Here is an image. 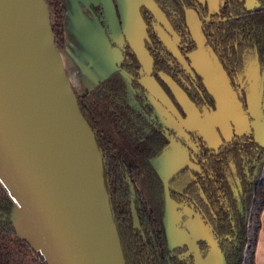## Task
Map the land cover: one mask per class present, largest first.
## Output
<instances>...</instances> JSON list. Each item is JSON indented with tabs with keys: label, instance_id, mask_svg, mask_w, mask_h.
Segmentation results:
<instances>
[{
	"label": "water",
	"instance_id": "1",
	"mask_svg": "<svg viewBox=\"0 0 264 264\" xmlns=\"http://www.w3.org/2000/svg\"><path fill=\"white\" fill-rule=\"evenodd\" d=\"M220 3L208 0L211 13L219 11ZM98 4L112 38L123 46L114 0ZM91 13L112 50L113 72L117 54L92 9ZM68 14L67 7V45L59 51L46 0H0V183L12 201L10 220L17 236L42 264H126L106 187L104 155L78 101L107 78L95 81L91 90L77 93L74 89L64 60L70 50ZM156 29L186 65L170 37L160 26ZM253 61L256 65L250 62L247 69L254 80L247 103L256 119V141L264 143L258 56ZM145 85L156 95L149 83ZM240 104L236 114H230L224 104L220 121L246 115ZM155 105L167 124L184 134L166 108ZM133 213L138 226L134 207ZM190 230L195 240L203 239L210 247L203 264H227L209 227L201 224Z\"/></svg>",
	"mask_w": 264,
	"mask_h": 264
},
{
	"label": "flooded vegetation",
	"instance_id": "2",
	"mask_svg": "<svg viewBox=\"0 0 264 264\" xmlns=\"http://www.w3.org/2000/svg\"><path fill=\"white\" fill-rule=\"evenodd\" d=\"M98 1L91 6V9L97 20L99 19L98 22L100 21L99 24L106 38L117 54L116 69L108 77L117 69H121L126 71L133 81L130 106L136 116L133 114L131 118L134 122L131 129L134 133L142 130L143 134H139L140 140L146 142L147 145L154 136H161L164 142L161 153L149 158L150 160L148 159L152 174H154V185L150 190L141 189L135 179L132 182V177L128 176L126 179V183L131 186L129 208L134 229L133 236L139 245L142 259L147 260V264H196V260L202 262L210 247L203 239L195 240L191 236L190 227H200L203 224L210 228L215 237L213 228L221 234V226L233 227L241 221L240 217L245 216L248 209L247 188L252 184L256 173L260 172L264 162V148L257 145L260 144L264 147V143L256 141V130L253 126L256 119L250 116L247 103L250 85L254 83V80L251 81V76L247 74V67L244 69L243 66L238 67L236 64L231 66L227 62H231V60L224 57L220 46L213 41V33L204 27L205 24L221 20V15L230 0H221L219 11L213 13L210 11L208 0H193L191 6L183 7V22L179 17L172 18V21L169 22L159 9L162 16L157 15L149 8L153 12L150 21L154 22L149 50L146 48L147 45L145 46L147 29L142 18L145 36L141 41L142 47L138 46L140 50H137L125 30L118 2L114 0L124 37L123 46H119L112 38L103 7L98 4ZM253 1L254 4L251 8L258 6L257 2ZM165 8L171 11L170 5L166 4ZM189 9H194L200 19L202 43L197 40L189 26L187 16ZM157 26H160L161 30L170 37L186 65L162 41L159 30L156 29ZM187 34L192 38L194 44L187 39ZM207 49H210L215 56L239 100L244 102V111L249 125L237 129L232 121V129H227V133L225 136L222 135V141L218 145L216 144L217 146L210 143L214 139L208 131L210 127H215L220 132V120L206 125L200 124V126L185 125L188 112L179 98L180 93L192 104L198 112L199 118L219 112L217 97L211 90L207 77L208 62L205 57L207 56L210 60ZM141 55H144V59ZM217 55L222 57L227 74ZM250 62L251 66L256 65L253 60ZM258 64L260 76L257 83L262 89V135H264V89L262 86L264 78L259 59ZM145 82L152 86L156 95L153 96ZM186 92L199 107L188 99ZM212 95L214 103L210 99ZM155 103L166 108L174 120L180 124L184 134L180 135L178 131L173 130L167 124V118H163L159 114ZM147 122L151 124L149 127H146ZM237 135H242V137ZM253 137L257 144L252 141ZM172 139L180 141L187 147L190 162L181 166L165 182L156 167V162L167 153ZM124 144L129 145L128 141H124ZM136 146L137 143L132 147L129 145V148L131 150ZM144 195H148L150 198L153 195L154 204L142 205L140 202H136L138 199V201L142 200L147 203ZM168 200L174 203L176 207L174 212L169 210ZM133 207L138 217V226L135 223ZM170 225L184 237L185 241L181 245L170 247ZM215 238L218 241L221 239L220 237Z\"/></svg>",
	"mask_w": 264,
	"mask_h": 264
},
{
	"label": "trees",
	"instance_id": "3",
	"mask_svg": "<svg viewBox=\"0 0 264 264\" xmlns=\"http://www.w3.org/2000/svg\"><path fill=\"white\" fill-rule=\"evenodd\" d=\"M46 2L51 12L56 46L62 51L67 45L64 30L67 0H46ZM153 2L169 22L177 17L183 22V7L193 4V0H153ZM255 2L258 6L251 8L247 0H230L221 15V20L205 24L204 27L213 33V41L220 46L224 57L231 60V62L227 61L231 66L236 64L238 67L248 68L250 61L258 56L264 78V0H255ZM166 4L170 5L171 11L165 8ZM139 11L147 29L145 46L147 45L146 48L149 50L151 34H153L154 22L150 21L153 12L144 5ZM173 30L177 32L174 28ZM187 39L194 44L188 34ZM217 56L225 70L222 57ZM117 70L110 77L99 82L92 91L79 96L78 101L104 155L106 187L120 233L126 264H147L148 261L142 259L139 245L133 236L134 229L129 208L131 186L126 183V179L128 176L132 177V182L135 179L141 189L150 190L154 185V174L149 160L161 153L164 142L161 136H154L147 145L140 140L139 134H143V131L134 133L131 129L134 123L131 118L133 114L136 116L130 106L133 81L126 71ZM262 86L264 89V82ZM187 97L199 107L188 94ZM210 97L214 103L213 95ZM241 103L244 105V102ZM147 123L146 127H149L151 124ZM237 136L242 137V135ZM124 141H128L131 147L136 143L137 146L130 150L129 145L124 144ZM252 141L257 144L254 137ZM257 145L264 148L260 144ZM256 174L246 191L248 209L245 216L240 217L241 221L233 227L221 226V234L213 228L215 237L221 238L219 245L227 264H257L256 250L264 212V162L260 172ZM144 197L147 203L138 199L136 202L142 205L154 204L153 195L151 198L148 195ZM11 211L12 201L0 183V264H42L34 250L17 236L10 220Z\"/></svg>",
	"mask_w": 264,
	"mask_h": 264
},
{
	"label": "rangeland",
	"instance_id": "4",
	"mask_svg": "<svg viewBox=\"0 0 264 264\" xmlns=\"http://www.w3.org/2000/svg\"><path fill=\"white\" fill-rule=\"evenodd\" d=\"M119 1L121 2V5L123 7V22L125 30L131 38L132 42L134 43L135 48L137 50H140L138 46H141V41L145 36V26L138 11L139 6L144 4L148 8L150 7V9L159 16L161 15V13L159 12L156 4L152 0ZM248 4L250 7H252L254 1L249 0ZM187 16L188 23L193 34L195 35L197 40L202 43L203 36L200 32L201 23L197 12L194 9H189L187 12ZM206 51L210 58L209 60L207 56L205 57V60H207L208 62V69H206L207 77L210 82L211 90L215 93L217 97L220 108L219 112L217 113L215 112L210 116L199 118L198 112L194 109L192 104L188 102V100H186L184 96L179 93V98L188 112V117L184 122V124H187L188 126H190V124L200 126V124L206 125L214 121L218 122L217 120H220L221 117H223L222 106L224 104L227 105L230 114L231 112L236 114L239 111L241 105V101L239 100L236 91L234 90L231 83H229V80L226 78L225 73L218 64V61L216 60L215 56L211 53L210 49H207ZM201 52L202 50L199 52V55ZM141 57L144 59V55H141ZM225 121L226 122L219 121V128L221 129L220 132L215 127H210L208 131V133H210V136L214 139V141L210 142L214 146L216 144L218 145L222 141V135L224 134L225 136V134L227 133V129H232V120L227 119ZM189 160V150L187 149V147L183 145L180 141L172 139L169 150L162 158H160L156 162V167L159 173L161 174L162 178L166 182L172 176L173 173H175L178 169L181 168V166L190 162ZM168 206L169 210L171 212H174L176 208L174 203L169 201ZM169 238L170 247L181 245L185 241L182 234L172 225L169 226ZM196 264L203 263L200 260H196Z\"/></svg>",
	"mask_w": 264,
	"mask_h": 264
},
{
	"label": "crops",
	"instance_id": "5",
	"mask_svg": "<svg viewBox=\"0 0 264 264\" xmlns=\"http://www.w3.org/2000/svg\"><path fill=\"white\" fill-rule=\"evenodd\" d=\"M117 2L123 16L121 2ZM96 3L97 0H67L69 14L66 19V32L70 50L64 53V60L77 93L91 90L95 81L107 78L114 69L112 50L102 40L101 29L91 13V6ZM234 123L237 129L249 126L246 115L240 116ZM256 262L264 264V212Z\"/></svg>",
	"mask_w": 264,
	"mask_h": 264
}]
</instances>
